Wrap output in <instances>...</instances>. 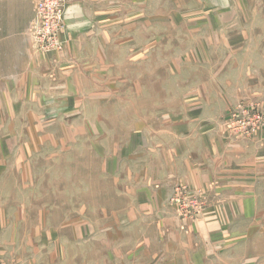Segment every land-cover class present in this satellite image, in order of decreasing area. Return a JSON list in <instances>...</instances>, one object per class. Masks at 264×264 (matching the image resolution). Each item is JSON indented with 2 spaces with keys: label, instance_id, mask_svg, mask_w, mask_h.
I'll return each mask as SVG.
<instances>
[{
  "label": "rangeland",
  "instance_id": "rangeland-1",
  "mask_svg": "<svg viewBox=\"0 0 264 264\" xmlns=\"http://www.w3.org/2000/svg\"><path fill=\"white\" fill-rule=\"evenodd\" d=\"M68 2L56 52L25 31L43 87H7L25 62L0 23V264H264V172L232 198L239 179L203 182L200 161L169 192L153 168L202 125L264 169V0H87L72 45Z\"/></svg>",
  "mask_w": 264,
  "mask_h": 264
},
{
  "label": "crops",
  "instance_id": "crops-1",
  "mask_svg": "<svg viewBox=\"0 0 264 264\" xmlns=\"http://www.w3.org/2000/svg\"><path fill=\"white\" fill-rule=\"evenodd\" d=\"M86 1L87 0H69L67 4V21L69 22L70 30H68V35L66 34V40L69 42L71 41L70 45L74 44L73 41L75 42L73 38L79 36L82 29L85 28L82 27V29H80L79 26L88 21L87 19L81 20V18H84L83 15L86 14L84 12V10H86ZM10 15H12V22L9 23V27L14 29L13 34L15 36V41L13 42V46L7 51L8 56L5 57V59L24 61L25 63L21 67H14L13 70L15 73L13 72V78L11 82L7 84V87L10 85V88H14L15 86H22L23 83L28 85V90H31L34 86H36L35 84H38L39 87H43V83H39L36 77L42 78L50 75L52 72L56 74V72L52 69L49 60H45L43 55H40L38 52H34L33 48L31 47V38L27 33L26 34L28 36L25 34V31L30 28L29 21H31L30 19L33 17L30 0H0V23L3 21L4 16H7L9 20ZM43 60L45 61L43 62ZM42 81L45 82L44 80ZM201 126L202 125H200V127ZM200 127H193L195 131L190 132L186 139H183L181 135L177 136V138L174 139V146H172L166 153L167 159L165 160V166L163 168H161L159 165L153 167L156 174L155 178L159 180L160 183H163H161V185L165 187L168 192L171 190V187L177 183L188 184L195 187L199 184V177L202 179V176L203 182H211L214 179H221V183H223L229 178H236L239 180H237L236 183H232L230 187L227 184L221 186V188H218V194L220 195L223 190H233L230 196L233 198L242 196V192L244 191L243 188L248 189L249 186H254L256 181L260 182L261 174L264 172V169L261 171L258 168L251 167V161L248 158H246V161L245 157L242 155L243 152L241 150L244 146L241 144L234 146L232 145V147L228 146L227 144L225 145L222 142L223 139L221 140L220 135H217L216 133L202 132L199 130ZM202 128L203 127H201V129ZM186 132L188 133L189 130ZM224 148H230V150L224 152ZM232 149L237 150L236 153L240 158L239 161L235 162V167L238 165L242 167L235 168L237 172H231V169L227 168L229 163V165L232 166ZM188 159H191V162L194 161L198 164H200L198 161L201 162L200 166L204 167L202 176L198 171L199 168H196L194 163H192L193 165L191 166V163L187 161ZM217 164L221 165L223 168L217 167ZM187 165H190V167ZM263 179L264 177L261 178V180ZM262 182L263 181H261V183ZM163 187H161V189L157 191L156 194H151L152 192H150V188H147L146 192H149L150 194L147 193V198L143 197V200L145 199L146 202L148 201V204H153L155 207H157V205L162 203L165 198V195L163 194ZM240 190H242V192ZM164 215L167 216L166 213H164ZM229 218L230 216L228 219ZM177 234H179L177 235V238H174L176 244L179 242L182 243V241H180L181 237H183V241H188V245L178 248L179 250L186 249L187 246L192 244V234H183V232H177ZM195 255H197L196 258L199 256L198 254ZM187 258L188 254L181 258L184 264L190 263L188 262ZM198 259H200V256Z\"/></svg>",
  "mask_w": 264,
  "mask_h": 264
},
{
  "label": "built area",
  "instance_id": "built-area-1",
  "mask_svg": "<svg viewBox=\"0 0 264 264\" xmlns=\"http://www.w3.org/2000/svg\"><path fill=\"white\" fill-rule=\"evenodd\" d=\"M67 0H36L30 33L39 51L56 52L61 48L60 34Z\"/></svg>",
  "mask_w": 264,
  "mask_h": 264
}]
</instances>
